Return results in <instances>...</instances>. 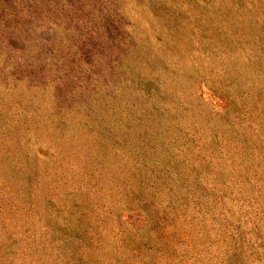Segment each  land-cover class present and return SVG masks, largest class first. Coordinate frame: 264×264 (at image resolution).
I'll list each match as a JSON object with an SVG mask.
<instances>
[{
	"label": "rangeland",
	"instance_id": "rangeland-1",
	"mask_svg": "<svg viewBox=\"0 0 264 264\" xmlns=\"http://www.w3.org/2000/svg\"><path fill=\"white\" fill-rule=\"evenodd\" d=\"M0 264H264V0H0Z\"/></svg>",
	"mask_w": 264,
	"mask_h": 264
}]
</instances>
